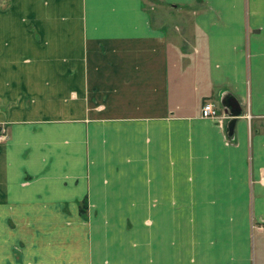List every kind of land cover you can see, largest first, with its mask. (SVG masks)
<instances>
[{
  "label": "crops",
  "instance_id": "obj_1",
  "mask_svg": "<svg viewBox=\"0 0 264 264\" xmlns=\"http://www.w3.org/2000/svg\"><path fill=\"white\" fill-rule=\"evenodd\" d=\"M1 126L0 264H264V0H0Z\"/></svg>",
  "mask_w": 264,
  "mask_h": 264
},
{
  "label": "built area",
  "instance_id": "obj_2",
  "mask_svg": "<svg viewBox=\"0 0 264 264\" xmlns=\"http://www.w3.org/2000/svg\"><path fill=\"white\" fill-rule=\"evenodd\" d=\"M201 114L202 116H205V117H214L215 119H218L219 122L222 121V118L224 117V116H219L220 113L218 112L215 105L211 102H205L202 105ZM4 137H6V128L1 126L0 127V139Z\"/></svg>",
  "mask_w": 264,
  "mask_h": 264
},
{
  "label": "water",
  "instance_id": "obj_3",
  "mask_svg": "<svg viewBox=\"0 0 264 264\" xmlns=\"http://www.w3.org/2000/svg\"><path fill=\"white\" fill-rule=\"evenodd\" d=\"M222 104L224 105L225 111L231 116H239L241 114V106L235 97L232 95L222 99Z\"/></svg>",
  "mask_w": 264,
  "mask_h": 264
},
{
  "label": "rangeland",
  "instance_id": "obj_4",
  "mask_svg": "<svg viewBox=\"0 0 264 264\" xmlns=\"http://www.w3.org/2000/svg\"><path fill=\"white\" fill-rule=\"evenodd\" d=\"M168 12H169V9H168Z\"/></svg>",
  "mask_w": 264,
  "mask_h": 264
}]
</instances>
